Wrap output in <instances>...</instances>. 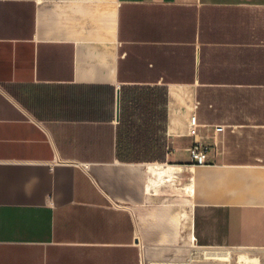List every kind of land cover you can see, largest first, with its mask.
<instances>
[{
  "label": "crops",
  "instance_id": "0c3cea01",
  "mask_svg": "<svg viewBox=\"0 0 264 264\" xmlns=\"http://www.w3.org/2000/svg\"><path fill=\"white\" fill-rule=\"evenodd\" d=\"M241 254L264 264V0H0V264Z\"/></svg>",
  "mask_w": 264,
  "mask_h": 264
},
{
  "label": "built area",
  "instance_id": "2783aa9c",
  "mask_svg": "<svg viewBox=\"0 0 264 264\" xmlns=\"http://www.w3.org/2000/svg\"><path fill=\"white\" fill-rule=\"evenodd\" d=\"M222 129H223L222 125H216L214 127L215 131H221ZM189 134L193 136V143L189 147L191 162L195 164L205 163L210 146L201 142L198 138H196L197 133L195 129L194 118H192L190 121Z\"/></svg>",
  "mask_w": 264,
  "mask_h": 264
},
{
  "label": "water",
  "instance_id": "95a60500",
  "mask_svg": "<svg viewBox=\"0 0 264 264\" xmlns=\"http://www.w3.org/2000/svg\"><path fill=\"white\" fill-rule=\"evenodd\" d=\"M240 262L238 264H255V259L253 257L248 256V254H241L239 256Z\"/></svg>",
  "mask_w": 264,
  "mask_h": 264
}]
</instances>
